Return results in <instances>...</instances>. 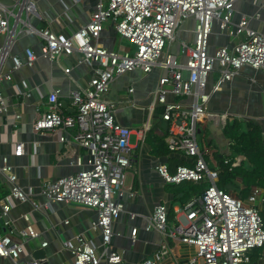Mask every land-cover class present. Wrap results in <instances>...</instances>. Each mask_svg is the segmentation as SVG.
Returning a JSON list of instances; mask_svg holds the SVG:
<instances>
[{"label":"built area","instance_id":"obj_1","mask_svg":"<svg viewBox=\"0 0 264 264\" xmlns=\"http://www.w3.org/2000/svg\"><path fill=\"white\" fill-rule=\"evenodd\" d=\"M239 0H97L90 22L71 34L56 31L53 27L37 29L27 19L35 13L33 0H16L7 5L0 0V36L6 41L0 48L1 61L9 57L13 71L28 66L33 68L39 55L27 49L26 59L11 55V49L21 34L39 35L43 39L41 57L54 63L63 56L77 55L79 64L93 70L89 86L72 93L74 114H65L59 100L61 89L49 95L46 111L35 122L39 132L73 131L72 139L63 134L61 141L74 142L90 153L86 161L78 157L81 170L76 174L44 182L42 194L49 203H76L98 211L95 228L102 231L103 252L86 237H77L64 243L74 256L73 264H122L123 255L111 248L113 225L125 210V199L132 200L138 193L127 190V177L136 165V150L130 145L133 129L118 120L121 102L108 98L111 84L118 77L135 70L150 74L156 69L161 76L153 95V107L162 106V121L167 125L166 145L171 153L190 160L171 171L167 164H159L157 171L171 185L186 182H209L203 194H197L179 211L171 227L170 209L161 204L149 219L148 230H157L166 238L194 247V252L181 264H252V252L264 248V218L258 205L260 189L247 199L227 193L218 187L219 170L211 169L206 160L207 148L199 144V132L215 115L209 110L212 94L222 89L245 66L264 72V33L249 27L243 17L233 22ZM264 2V0H263ZM260 16L256 15V19ZM193 20L195 38L192 44L182 42L181 54L170 48L182 25ZM112 21L118 34L128 41L130 49L112 50L100 43L104 24ZM215 23L229 35L240 37L233 46H223L209 52L210 36ZM168 47V48H167ZM185 57V62L181 59ZM220 67L212 92L206 89L209 77ZM70 68L65 72L69 73ZM184 71H188L185 77ZM8 79H12L10 74ZM27 88L26 81L21 83ZM133 89L129 92L133 93ZM171 97H173L171 99ZM192 98L188 101L187 98ZM8 101L0 87V113L8 110ZM17 121L22 119L16 115ZM224 115V127L229 123ZM150 128L141 131L143 139ZM25 144H16V155L22 156ZM74 164V163H73ZM9 174L10 193L0 199L2 216L13 207L14 201L30 202L32 192L19 184L10 165L0 169ZM36 209L41 207L33 203ZM179 213L182 215L179 217ZM1 217V215H0ZM28 224L18 237L0 230V257L10 258L14 264H42L41 260H23L24 243L38 238L40 233L24 215ZM137 229L132 231L135 238ZM47 242L43 246H47ZM174 255L166 240L152 258L141 264H160Z\"/></svg>","mask_w":264,"mask_h":264},{"label":"crops","instance_id":"obj_2","mask_svg":"<svg viewBox=\"0 0 264 264\" xmlns=\"http://www.w3.org/2000/svg\"><path fill=\"white\" fill-rule=\"evenodd\" d=\"M15 1L3 0L7 5H12ZM33 1L36 11L27 16L33 27H53L65 34H71L87 25L97 4V0ZM256 15L260 18L256 19ZM243 17L249 19L250 28L264 33L263 0H239L235 6L233 22L239 23ZM194 28L193 20L186 21L177 31L170 51L181 54L182 42L192 44L195 38ZM239 39L240 37L229 35L215 23L210 36L209 52L214 53L223 46H233ZM5 41L6 37L0 36V48ZM100 43L109 49L119 50L126 42L111 23L105 25ZM42 44L43 39L39 35L23 33L12 46L10 54L23 61L26 59L27 49H33L39 55L33 68L25 65L13 71L14 63L11 58L1 61L0 57V87L9 105L6 112L0 113V169L10 165L20 186L33 193L30 202L14 201L11 210L3 216L0 207V230L18 237L19 231L28 224L24 215L29 214L30 223L40 235L25 241L23 260L37 259V254L43 252L49 264H73L74 256L64 245L69 240L86 237L103 252L102 231L95 228L98 211L76 203H49L42 194V187L46 181L79 172L81 167L76 164L78 157L82 156L87 161L91 153L72 141H61V136L65 134L62 131L39 132L35 130L34 124L46 111L49 95L58 88L61 89L59 100L63 112L74 114L76 109L72 105L71 95L74 91L83 92L89 86L93 70L86 64H79L77 55L63 56L57 62H50L40 56ZM181 59L185 62L184 56ZM66 68L71 71L66 73ZM8 74L12 79L7 78ZM219 74L220 67L217 65L209 77L207 93L212 92ZM184 75L187 77L188 71H184ZM160 76V69L150 74L135 70L115 79L107 95L109 99L121 102L118 120L122 125L133 129L130 145L135 148L137 156L135 167L128 173L127 190L135 191L138 195L132 200L125 199V210L113 225L111 248L123 255L122 264H141L154 257L166 240L174 249V255L160 264H181L194 252V247L180 240L175 241L164 237L157 230L147 229L157 206L165 204L174 211V217L170 219L171 227L175 224L178 211L184 206L175 200L174 187L159 174L158 165L167 164L174 172L181 161L190 162L186 157L167 149L168 130L161 119L164 109L162 106L153 107V95ZM23 81L27 82V88L22 87ZM130 89L134 90L133 93L129 92ZM187 100L191 101L192 98ZM209 110L215 117L209 119V132H199V144L201 148H207L209 156L215 159L213 156L217 152L228 153L230 149L229 141L223 136L224 115L229 116V123L235 120L254 122L264 129V72L251 66L242 68L233 79L223 84L222 89L212 94ZM17 114L22 115L20 121L16 119ZM148 123L150 128L143 139L141 131ZM72 135L73 131L69 130L65 134L69 139L73 138ZM18 142L25 144L22 156L15 153ZM8 175L0 170V199L12 189ZM258 199L264 217V192H261ZM33 203H38L41 207L36 209ZM181 215L179 213V217ZM135 228L137 234L133 238L132 231ZM44 242L48 243L45 247ZM254 253L252 264H264V248ZM0 264L14 263L10 258L0 257ZM102 264L109 263L103 259Z\"/></svg>","mask_w":264,"mask_h":264},{"label":"trees","instance_id":"obj_3","mask_svg":"<svg viewBox=\"0 0 264 264\" xmlns=\"http://www.w3.org/2000/svg\"><path fill=\"white\" fill-rule=\"evenodd\" d=\"M223 136L229 141L230 149L228 153L222 151L215 154L220 160L217 167L218 187L243 200H247L257 188L264 192V129L262 125L235 120L224 127ZM180 164H189V162L181 161ZM172 186L175 200L185 205L194 195L203 194L210 183L186 182ZM169 216L174 217L173 210H170ZM259 249L261 248L252 252V257Z\"/></svg>","mask_w":264,"mask_h":264},{"label":"rangeland","instance_id":"obj_4","mask_svg":"<svg viewBox=\"0 0 264 264\" xmlns=\"http://www.w3.org/2000/svg\"><path fill=\"white\" fill-rule=\"evenodd\" d=\"M112 23V21H107L105 24H104V26L105 25H107V24H111ZM125 44L123 45V46H125L124 48H128V49H130V47H131V45L128 43V41H126L125 40ZM191 43V42H190ZM168 48V47H167ZM208 130V125H205V129H204V132H209V130ZM202 135V134H201ZM210 136V134L208 133V137ZM202 138V137H201ZM210 155V151H209V153H208V155L206 156V159H207V161H208V164H209V166L211 167V168H214V169H217L216 167H218L219 166V164H220V160L219 159H217V157L216 156H213L215 159H213V158H211V156H209Z\"/></svg>","mask_w":264,"mask_h":264},{"label":"water","instance_id":"obj_5","mask_svg":"<svg viewBox=\"0 0 264 264\" xmlns=\"http://www.w3.org/2000/svg\"><path fill=\"white\" fill-rule=\"evenodd\" d=\"M37 259L42 260V264H49V262L46 261L45 254L43 252H39L37 254Z\"/></svg>","mask_w":264,"mask_h":264}]
</instances>
